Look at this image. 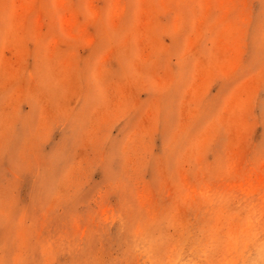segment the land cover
<instances>
[{"label":"rangeland","instance_id":"1","mask_svg":"<svg viewBox=\"0 0 264 264\" xmlns=\"http://www.w3.org/2000/svg\"><path fill=\"white\" fill-rule=\"evenodd\" d=\"M0 264H264V0H0Z\"/></svg>","mask_w":264,"mask_h":264},{"label":"bare ground","instance_id":"2","mask_svg":"<svg viewBox=\"0 0 264 264\" xmlns=\"http://www.w3.org/2000/svg\"><path fill=\"white\" fill-rule=\"evenodd\" d=\"M15 34V33H14ZM13 34V35H14ZM178 117V116H177ZM165 135V134H164ZM167 137V136H166ZM181 146V145H180ZM176 149V148H175ZM181 149V148H180ZM171 164H173V163H171ZM172 166V165H171ZM171 168V167H170ZM173 169V168H172ZM172 169H170V170H172ZM59 179V178H58ZM111 179V178H110ZM106 182V181H105ZM207 193V192H206ZM205 193V194H206ZM90 194H91V192H90ZM209 194V193H208ZM77 197V196H76ZM214 205V204H213ZM212 205V206H213ZM222 206V205H221ZM223 207V206H222ZM221 207H220V205H215V207H213V212L215 213L216 211H218V209H220ZM14 211V210H13ZM63 212V211H62ZM97 217V216H96ZM251 221L249 220V224L251 225ZM164 232V231H163ZM254 257V256H253ZM123 259V258H122Z\"/></svg>","mask_w":264,"mask_h":264}]
</instances>
